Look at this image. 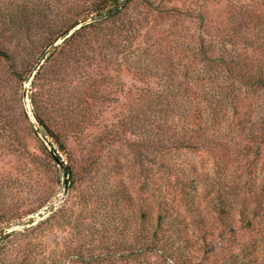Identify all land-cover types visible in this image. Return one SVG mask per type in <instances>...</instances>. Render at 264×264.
<instances>
[{"label":"rangeland","instance_id":"374dc122","mask_svg":"<svg viewBox=\"0 0 264 264\" xmlns=\"http://www.w3.org/2000/svg\"><path fill=\"white\" fill-rule=\"evenodd\" d=\"M99 1L0 0V264H173L138 248L147 229L138 220L139 205L156 197L188 215L195 262L220 264L259 243L261 217L251 228L237 223L222 235V220L202 183L195 192L176 183L155 159L151 127L150 137L141 120L161 88L157 67L171 56L183 59L204 100L208 130L230 150L220 159L182 151L174 163H193L215 176L232 173L242 157L243 142L233 139L239 129L229 125L237 115L222 99L224 85L197 74L202 68L195 55L202 37L220 41L228 37L225 31L239 30L231 23L236 6L264 16V0H132L79 45L76 63L59 65L60 49L44 62L53 50L49 44L90 18ZM41 57L42 70L34 77L38 66L29 77ZM255 103L250 119L257 122L264 113L257 98ZM228 184L264 189V183ZM197 216L202 220L194 224ZM261 250L250 256L258 264H264Z\"/></svg>","mask_w":264,"mask_h":264},{"label":"trees","instance_id":"16d2710c","mask_svg":"<svg viewBox=\"0 0 264 264\" xmlns=\"http://www.w3.org/2000/svg\"><path fill=\"white\" fill-rule=\"evenodd\" d=\"M132 0H101L89 12L90 18H85L66 29L58 39L60 44L53 47L58 40L51 42L52 53L60 49L65 51L63 61L59 63L63 68L68 61L76 63L75 59L82 51L83 46L89 42L93 33L100 32L102 25L111 19L120 17L125 3ZM148 4V3H147ZM235 15L232 17L233 27L239 30L225 31L228 37H222L220 41H212L206 38L200 40V48L196 52L199 76L215 81L219 87L224 85L223 97L233 115L229 125L237 127L236 139L238 144L242 140L243 145L239 151L241 161L236 169L227 177L215 176L209 171L198 168L193 163H174V155L182 151L194 153L209 152L219 156V159L228 156L230 147L220 137L210 133L205 123L206 107L195 86L196 78L189 77L188 67L182 64L179 57L171 56L161 62L154 74L161 85L156 93L155 103L149 109L142 111L141 120L147 128L151 127L154 155L158 164L164 165L171 174H175L176 183L189 188L192 192L202 187L207 195V200L212 203L214 215L222 220L220 229L223 236L233 230L237 223L252 227V222L258 217L264 218V189L256 191L252 188H241L239 185L228 183H264V114L256 122L250 119L257 102L262 105L264 113V16L255 9L245 6H236ZM187 18L197 17L201 22L205 19L200 13L186 12ZM82 24L78 29V25ZM76 29V30H75ZM73 31V32H72ZM72 32V33H71ZM189 45V44H188ZM67 49V50H66ZM67 51V53H66ZM4 58L6 55L1 53ZM179 56V55H178ZM41 57L32 64V73L38 70L36 77L42 70ZM40 60V61H39ZM62 60V59H61ZM196 61V64H197ZM223 88V87H222ZM151 114L156 120L147 118ZM40 124H43L39 121ZM42 126V125H41ZM49 137L55 139L56 135L51 133L47 127ZM149 136L151 137L150 133ZM61 150L63 149L62 143ZM259 156V159L256 158ZM70 174V169L67 168ZM246 190V191H243ZM195 200V199H192ZM139 222L147 225L142 233L139 246L144 253H156L164 261L173 260V264H201L195 262L190 255L188 234V215L181 212L165 197H156L154 201H142L139 205ZM198 213L194 209V214ZM194 217V216H193ZM197 216L192 220L199 224ZM221 222V221H220ZM205 239V238H203ZM262 248V262L264 263V233L263 239L256 243L252 241L249 249L241 247L236 255L230 254L220 264H235L238 257L239 264H258L257 256H250ZM248 249V250H245ZM249 257L251 258L249 260ZM261 264V263H260Z\"/></svg>","mask_w":264,"mask_h":264},{"label":"water","instance_id":"95a60500","mask_svg":"<svg viewBox=\"0 0 264 264\" xmlns=\"http://www.w3.org/2000/svg\"><path fill=\"white\" fill-rule=\"evenodd\" d=\"M78 28H79V27H78ZM78 28H77V29H78ZM75 30H76V29H75ZM72 32H73V31H72ZM72 32H71V33H72ZM57 163L60 164L59 161H57Z\"/></svg>","mask_w":264,"mask_h":264}]
</instances>
